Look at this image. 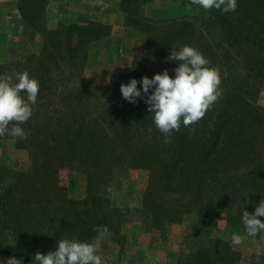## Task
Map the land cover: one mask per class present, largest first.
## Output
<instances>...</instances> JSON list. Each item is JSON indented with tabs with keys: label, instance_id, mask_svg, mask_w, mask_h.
Returning <instances> with one entry per match:
<instances>
[{
	"label": "trees",
	"instance_id": "obj_1",
	"mask_svg": "<svg viewBox=\"0 0 264 264\" xmlns=\"http://www.w3.org/2000/svg\"><path fill=\"white\" fill-rule=\"evenodd\" d=\"M49 1L18 0L22 19L40 34V47L0 60V74L27 70L40 84L32 115L21 125L27 135H0V141L14 138L31 159L26 170L0 163V244L26 247L21 258L36 263V251L54 250L60 238L98 244L105 225L123 246V225L133 211L147 228L159 229L195 212L198 231L185 237L175 264H241L239 252L210 228L224 210L227 224L244 231L243 211H254L264 198V107L256 100L264 84V0H238L229 12L196 4L193 13L167 18L144 14L150 0H120L144 44L130 72L98 84L83 79L88 46L110 34L112 25L60 20L50 27ZM184 44L219 69L221 94L202 118L166 134L146 101L151 89L133 102L121 84L164 69L175 75L180 62L169 57ZM64 166L86 174L84 199L61 185ZM130 168L149 172L140 208L111 201L117 173ZM249 264H264V255L257 260L251 253Z\"/></svg>",
	"mask_w": 264,
	"mask_h": 264
},
{
	"label": "rangeland",
	"instance_id": "obj_2",
	"mask_svg": "<svg viewBox=\"0 0 264 264\" xmlns=\"http://www.w3.org/2000/svg\"><path fill=\"white\" fill-rule=\"evenodd\" d=\"M17 2L0 0V60L17 58L40 47L39 32L22 19ZM142 8L146 16L167 18L183 12L193 13L196 4L193 0H150ZM47 16L50 27L56 26L60 20L84 23L98 20L112 25L110 34L93 40L88 46L83 72L87 83H102L112 73L130 72L134 54L144 44V33L127 24L120 0H50ZM256 100L264 107V84ZM0 163L14 170H26L31 166V159L28 150L18 147L14 138H6L0 141ZM59 177L61 185L71 196L85 198L87 178L84 172L64 166ZM148 178V170L141 168L119 171L111 194L113 205L140 208ZM128 218L123 225L126 238L123 246L109 234L100 233L97 245L102 264H175L180 248L187 245L185 237L198 231L200 216L195 212L188 213L182 222L169 223L164 229L147 228L138 211L130 213ZM217 221V225L210 228L211 234L230 243V233L241 234L239 245L231 243L241 256V264H249L250 255L257 247L264 249V231L256 236L247 235L227 224L224 210H219ZM27 252L26 247L16 242L0 244V264H36L21 258V254Z\"/></svg>",
	"mask_w": 264,
	"mask_h": 264
},
{
	"label": "clouds",
	"instance_id": "obj_3",
	"mask_svg": "<svg viewBox=\"0 0 264 264\" xmlns=\"http://www.w3.org/2000/svg\"><path fill=\"white\" fill-rule=\"evenodd\" d=\"M205 10L216 8L224 12L235 11L238 0H193ZM170 59L180 63L172 75L168 69L154 75L145 74L141 78L132 77L121 84L122 95L135 102L143 93H149L146 101L153 114L157 128L169 134L179 130L181 124L189 125L202 118L206 110L221 94L219 88V69L211 66L202 51L190 44H184L171 51ZM142 85V87L138 86ZM39 80L29 71H17L12 74H0V135L7 133L13 137L24 138L27 133L21 126L32 115V105L36 103ZM16 122L11 123L10 122ZM151 132V128L148 130ZM167 135L165 140L167 141ZM264 198L254 211L245 209L242 214L244 231L256 236L264 231ZM105 225L103 232L107 233ZM231 243L239 245L242 236L239 232L230 233ZM264 255V249L257 247V260ZM33 260L36 264H102L95 239L81 240L74 237L60 238L54 250L47 253L36 251Z\"/></svg>",
	"mask_w": 264,
	"mask_h": 264
},
{
	"label": "crops",
	"instance_id": "obj_4",
	"mask_svg": "<svg viewBox=\"0 0 264 264\" xmlns=\"http://www.w3.org/2000/svg\"><path fill=\"white\" fill-rule=\"evenodd\" d=\"M119 253V252H118Z\"/></svg>",
	"mask_w": 264,
	"mask_h": 264
}]
</instances>
